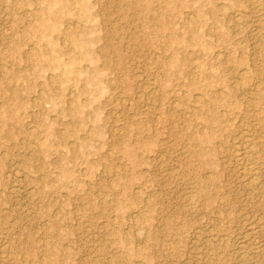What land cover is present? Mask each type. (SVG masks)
Returning a JSON list of instances; mask_svg holds the SVG:
<instances>
[{
    "label": "rangeland",
    "instance_id": "374dc122",
    "mask_svg": "<svg viewBox=\"0 0 264 264\" xmlns=\"http://www.w3.org/2000/svg\"><path fill=\"white\" fill-rule=\"evenodd\" d=\"M138 2L0 0V264H264V0Z\"/></svg>",
    "mask_w": 264,
    "mask_h": 264
},
{
    "label": "bare ground",
    "instance_id": "6f19581e",
    "mask_svg": "<svg viewBox=\"0 0 264 264\" xmlns=\"http://www.w3.org/2000/svg\"><path fill=\"white\" fill-rule=\"evenodd\" d=\"M57 1V0H56ZM136 2H137V4L139 3L138 2V0H135ZM131 2V1H130ZM134 3V2H133ZM136 4V3H135ZM64 5V4H63ZM134 5V4H133ZM132 6V5H131ZM136 5H134V7H135ZM60 10H62L63 9V6L61 7L60 6ZM90 8H91V6H90ZM136 8H138V7H136ZM47 10V9H46ZM58 10V9H57ZM59 10V11H60ZM80 9H78V11H79ZM90 10V9H89ZM77 11V12H78ZM84 10H81V12H83ZM45 12V11H44ZM47 12V11H46ZM52 12H55L54 10H52ZM51 12V13H52ZM58 12V11H57ZM76 11H75V13H77ZM48 13H49V11H48ZM50 13V14H51ZM56 13V12H55ZM61 13H63V12H61ZM61 13H59V14H61ZM54 13H52L51 14V16L53 15ZM56 14H58V13H56ZM78 14V13H77ZM49 15V14H48ZM47 15V16H48ZM82 14H80V17H82L81 16ZM191 15V14H190ZM47 16L43 19V21L41 20V23H43V22H48V21H51V23H52V20H51V18L49 17V18H47ZM58 16V15H57ZM56 17V16H55ZM84 17V16H83ZM42 18H43V16H42ZM53 18H54V16H53ZM52 18V19H53ZM57 18V17H56ZM54 21H56L55 20V18L53 19V22ZM50 23V24H51ZM56 23V22H55ZM42 25H44V24H42ZM52 25H53V23L51 24V26L50 27H52ZM55 26H56V24L54 25V28H55ZM49 27V28H50ZM52 31H54V30H52ZM56 31H57V29H56ZM64 33H66V31L64 32ZM71 33V32H70ZM69 33V34H70ZM73 34V33H72ZM71 34V35H72ZM65 36H69L68 35V33H67V35H65ZM76 36V35H75ZM74 36V37H75ZM74 37H70L71 38V41H73V42H75L77 45H75V46H82V40L81 39H78V40H76L77 38L76 37H78V36H76L75 38ZM84 40V39H83ZM70 41V42H71ZM73 42H72V44H73ZM83 47V46H82ZM84 49H85V47H84ZM89 49V48H88ZM77 50H78V48H77ZM86 50V49H85ZM59 51V50H58ZM87 51H89V50H87ZM80 53V52H79ZM86 53V52H85ZM85 53H83V54H85ZM88 53V52H87ZM82 54V53H81ZM83 54H82V56H83ZM84 57V56H83ZM90 57H92V56H90ZM93 58V57H92ZM92 58H90V59H92ZM91 61V60H90ZM66 67V66H65ZM72 69V68H71ZM244 69V68H243ZM63 71V70H62ZM69 71V70H68ZM70 72H71V70H70ZM246 72V71H245ZM244 137V136H243ZM245 138V137H244ZM238 149V148H237ZM255 152V151H254ZM236 153V152H235ZM252 155V150H251V147L249 146V144L247 143V141H245V143L243 144V142H242V145H241V147H239V149L237 150V153H236V160H237V162L238 163H240V164H243V165H241V166H243V168H244V170H246V173H245V175H247V182H248V185L250 186V188L252 189V190H254V189H256V188H258L259 186H260V182H258V179H259V177H258V179H257V173L259 172H256L257 171V167H255L254 166V164L253 163H248V156H250V155ZM250 158V157H249ZM250 161V160H249ZM262 164V163H261ZM262 170V169H261ZM264 173V172H263ZM245 184V183H244ZM261 184H262V182H261ZM260 188V187H259ZM251 190V191H252ZM259 190V189H258ZM191 196V195H190ZM190 198V197H189ZM253 198V197H252ZM258 202V201H257ZM190 205V204H189ZM259 244V243H258ZM256 245V244H255ZM254 245V246H255ZM256 248H257V246H256ZM250 250V249H249ZM262 250H259V249H254L252 252H254V254L255 253H260ZM250 252V251H249ZM248 252V253H249Z\"/></svg>",
    "mask_w": 264,
    "mask_h": 264
}]
</instances>
